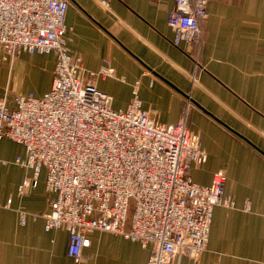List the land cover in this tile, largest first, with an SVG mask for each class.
<instances>
[{
    "label": "crops",
    "instance_id": "0c3cea01",
    "mask_svg": "<svg viewBox=\"0 0 264 264\" xmlns=\"http://www.w3.org/2000/svg\"><path fill=\"white\" fill-rule=\"evenodd\" d=\"M68 1L69 47L87 55L80 54L86 70H96L104 59L115 70L114 76L97 80L98 89L112 97V107L126 108L138 81L142 108L155 110L161 123L174 124L186 100L183 93L188 94L196 104L191 102L188 125L201 134L207 153L189 175L195 183L209 185L216 170L226 172L225 195L234 206L213 209L207 245L196 263L180 254L174 264H264V156L204 111L264 151V0H207L202 69L194 84L188 54L171 43L167 15L174 0H104L108 7L101 0ZM21 55L28 61H21ZM43 56H51L46 65L37 64L49 75L46 89L24 90V80L18 79L10 87L15 67L33 71ZM54 63L52 53H21L11 64L0 59V99L16 93L43 95ZM36 82L34 78L30 85ZM23 155L22 144L0 140V160L9 162L0 164V264H147L149 246L97 230L86 234L90 244L75 263L67 254L68 233L44 229L51 199L45 192V169L36 187L18 193L23 179L33 175L32 169L13 162Z\"/></svg>",
    "mask_w": 264,
    "mask_h": 264
},
{
    "label": "built area",
    "instance_id": "2783aa9c",
    "mask_svg": "<svg viewBox=\"0 0 264 264\" xmlns=\"http://www.w3.org/2000/svg\"><path fill=\"white\" fill-rule=\"evenodd\" d=\"M206 3L174 0L167 15L172 45L191 60V84L202 69ZM68 6V0H0V59L11 64L21 53L55 58L43 95L0 99V140L22 144L24 155L13 162L33 170L18 193L36 187L45 169L51 199L44 229L68 233L67 254L75 263L90 244L86 234L95 230L149 246L147 264H174L180 254L196 263L207 245L213 209L234 206L225 195L226 172L216 170L209 185L191 179L189 170L204 163L207 153L201 134L188 125L190 100L176 123H161L155 110L142 108L136 81L126 108L112 107L97 80L115 70L107 59L96 70L84 68L82 56L69 47ZM24 218L22 213L21 223Z\"/></svg>",
    "mask_w": 264,
    "mask_h": 264
},
{
    "label": "rangeland",
    "instance_id": "374dc122",
    "mask_svg": "<svg viewBox=\"0 0 264 264\" xmlns=\"http://www.w3.org/2000/svg\"><path fill=\"white\" fill-rule=\"evenodd\" d=\"M83 57H86L87 55L83 52L80 53ZM20 60L21 61H28L25 57V55H21L20 56ZM51 60V56H43L41 58H37L35 60V67L33 68V71L31 70H27L24 71V69L21 70H17V68L15 67L12 72L10 77L8 78V83L10 85L11 88H13V85L15 83V81L18 79L20 81L24 80V85H23V89L27 90V89H32L36 92H41L44 89L47 88L48 83H49V75L48 73H46L45 68H37V64H47L48 61ZM38 70V71H35ZM36 79V84L30 85V80L32 79ZM7 80V78H6ZM132 211V207H129V214Z\"/></svg>",
    "mask_w": 264,
    "mask_h": 264
},
{
    "label": "water",
    "instance_id": "95a60500",
    "mask_svg": "<svg viewBox=\"0 0 264 264\" xmlns=\"http://www.w3.org/2000/svg\"><path fill=\"white\" fill-rule=\"evenodd\" d=\"M183 95L185 96L186 99L190 100V102H192L194 105H196L195 102L193 101V99L188 94L183 93ZM204 111L208 115H210L214 120H216L217 122H219L220 124H222L224 127H226L228 130H230L231 132H233L237 136L241 137L243 140H245L247 143H249L253 148H255L257 151H259L264 156V151L261 150L259 147H257L255 144H253L251 141H249L243 135L239 134L237 131H235L233 128H231L230 126H228L226 123H224L223 121H221L218 118H216L213 114L207 112L206 110H204Z\"/></svg>",
    "mask_w": 264,
    "mask_h": 264
}]
</instances>
